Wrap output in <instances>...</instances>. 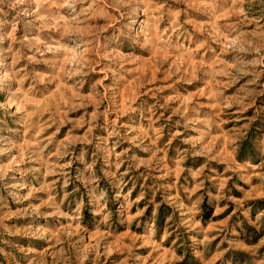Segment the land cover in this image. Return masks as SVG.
Instances as JSON below:
<instances>
[{
	"label": "rangeland",
	"instance_id": "rangeland-1",
	"mask_svg": "<svg viewBox=\"0 0 264 264\" xmlns=\"http://www.w3.org/2000/svg\"><path fill=\"white\" fill-rule=\"evenodd\" d=\"M0 264H264V0H0Z\"/></svg>",
	"mask_w": 264,
	"mask_h": 264
}]
</instances>
